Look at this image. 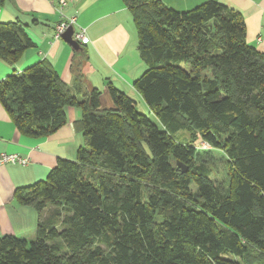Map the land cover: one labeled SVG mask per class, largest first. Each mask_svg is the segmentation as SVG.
<instances>
[{
	"label": "trees",
	"instance_id": "obj_1",
	"mask_svg": "<svg viewBox=\"0 0 264 264\" xmlns=\"http://www.w3.org/2000/svg\"><path fill=\"white\" fill-rule=\"evenodd\" d=\"M121 1L145 65L134 87L161 128L111 86L103 106L84 83L83 45L72 89L44 61L4 78L0 103L21 135L48 138L77 107L83 144L16 189L37 212L35 238L0 235V264H264V53L223 3L180 13ZM32 47L18 22L0 24V61L14 66ZM213 152L224 181L212 178Z\"/></svg>",
	"mask_w": 264,
	"mask_h": 264
},
{
	"label": "crops",
	"instance_id": "obj_2",
	"mask_svg": "<svg viewBox=\"0 0 264 264\" xmlns=\"http://www.w3.org/2000/svg\"><path fill=\"white\" fill-rule=\"evenodd\" d=\"M176 12H188L206 2L223 3L239 12L245 22L247 43L264 53V0H159ZM75 17L74 30L84 29L89 42L83 45L86 62L82 65L84 83L102 93L111 86L143 103L134 82L144 73L137 50V35L128 9L121 0H70L60 12L55 0H2L0 24L18 22L33 42L14 66L0 61V82L11 74L47 62L61 82L73 88L76 76L71 64L74 51L62 38H55V26L64 18ZM79 46H81L79 44ZM103 101V100H102ZM66 124L48 138L33 139L21 135L0 103V154H16L28 159V165L0 166V235L33 240L37 212L15 202L16 189L46 179L59 159L74 160L83 144L76 122L77 107L65 108Z\"/></svg>",
	"mask_w": 264,
	"mask_h": 264
},
{
	"label": "built area",
	"instance_id": "obj_3",
	"mask_svg": "<svg viewBox=\"0 0 264 264\" xmlns=\"http://www.w3.org/2000/svg\"><path fill=\"white\" fill-rule=\"evenodd\" d=\"M58 5V10L61 12L70 0H55ZM76 23L75 17L64 18L55 26V38H60L69 28L73 29L72 40L80 45H86L89 40L84 29L74 30ZM206 144V143H204ZM207 147H209L206 144ZM5 164H15L19 166L28 165V159H24L16 154H0V166Z\"/></svg>",
	"mask_w": 264,
	"mask_h": 264
},
{
	"label": "rangeland",
	"instance_id": "obj_4",
	"mask_svg": "<svg viewBox=\"0 0 264 264\" xmlns=\"http://www.w3.org/2000/svg\"><path fill=\"white\" fill-rule=\"evenodd\" d=\"M102 100H103L102 101L103 106L108 107L109 105L108 102L105 99ZM136 107L139 113L147 116L154 124H156L159 128H161L158 120L152 114H150L148 110L144 109L142 104L138 103ZM179 137L186 141L189 140V135L187 133H179ZM195 145L198 149H200V151H205L209 149V147H207L206 144H204V142L200 140L197 141ZM205 159L206 161H208V165L212 172V178H214V180L224 181L226 176H225L224 163L222 161L221 154L218 152L215 153L213 152L211 156L209 157L206 156Z\"/></svg>",
	"mask_w": 264,
	"mask_h": 264
},
{
	"label": "water",
	"instance_id": "obj_5",
	"mask_svg": "<svg viewBox=\"0 0 264 264\" xmlns=\"http://www.w3.org/2000/svg\"><path fill=\"white\" fill-rule=\"evenodd\" d=\"M72 33H73V29L69 28L63 35L62 38L63 40L69 45L71 46V48H73V50H78L80 48L79 44L76 43L75 41L72 40ZM181 168V172L182 173H186L187 169L183 166L180 165Z\"/></svg>",
	"mask_w": 264,
	"mask_h": 264
}]
</instances>
